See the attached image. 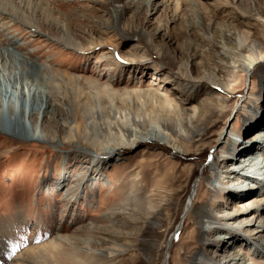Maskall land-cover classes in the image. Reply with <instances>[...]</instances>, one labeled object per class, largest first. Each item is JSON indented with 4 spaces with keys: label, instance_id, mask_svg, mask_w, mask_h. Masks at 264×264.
I'll list each match as a JSON object with an SVG mask.
<instances>
[{
    "label": "rangeland",
    "instance_id": "rangeland-1",
    "mask_svg": "<svg viewBox=\"0 0 264 264\" xmlns=\"http://www.w3.org/2000/svg\"><path fill=\"white\" fill-rule=\"evenodd\" d=\"M25 3L26 7L41 9L37 19H41L43 32L33 30L30 36V29L23 32L14 25L6 30L5 22L12 21L0 20V36L5 33L18 37L24 48L20 52L29 53L47 68L49 79L61 90L55 117L68 127L55 126L56 132L50 122L43 128L49 136L47 141L64 147L43 141H16L0 134V264H18L19 255L27 248L56 238L68 243L57 256L69 260L68 264H147L146 256L156 238L160 242L168 238L171 243L168 264H219L222 253L207 248V240H199L200 229L195 224L198 213L193 212L183 223L180 206L199 181L195 207L235 217L237 208L232 200L219 196L229 190V183L220 186L216 182L212 188L206 184L210 185L221 172L232 177L236 171L228 168V158H233L228 154L232 149L236 151L235 145L256 143L264 134V128L246 134L259 122L262 111L257 86L261 89L264 80V13H260L264 0H121L124 11L118 20L109 0ZM46 19L55 20L60 28L44 31ZM66 39L71 45L61 43ZM191 45L210 60L203 64V59H191ZM184 65L189 67L188 75ZM210 72L216 79H207ZM68 78L79 83L74 85ZM91 80L99 86L90 84ZM220 82L226 84V90L220 88ZM103 84L109 85L115 95L112 101L98 90ZM136 91L145 93L144 105L136 99ZM126 93L134 96L130 104L122 99ZM155 95L161 103L165 99L177 102L185 109V117H198V112L204 115L207 127L214 125L211 133L217 134L213 139L216 142L194 139L197 142L189 156L177 155L157 143L145 152L144 146H138L108 156L114 160L102 166L99 176L89 171L82 174L90 154L85 146L74 151L70 147L73 142L88 144L95 152L92 142L111 139L118 131L105 125L114 122L111 117L137 120L162 114ZM98 104L103 112L96 111ZM111 108H118L120 114L111 113ZM204 127L201 133L206 132ZM194 167L197 175L185 187V169ZM139 175L146 181L141 182ZM171 177L180 178L184 186L179 183L178 196L172 201L167 194L171 186L162 184L165 193L153 198L161 209L160 226L155 229V217L138 212L141 198L135 197L132 184L144 185L150 192L158 181ZM62 179L66 183L58 186ZM259 195L257 191L251 197ZM172 202L174 208L170 207ZM221 202L224 207L215 208ZM131 211L136 215L130 220ZM250 212L244 215L248 220L241 225L243 228L236 226L234 230L253 232L248 222L254 221L250 217L255 210ZM174 227L178 232L172 237ZM116 231L121 235L114 238L116 241L103 240L107 233ZM259 236L254 245H263L264 233ZM89 238L100 244L95 249L121 251L115 252L112 259L82 257L74 246H88L82 243ZM242 252L246 264H264L263 256L253 254L250 247ZM199 254L204 256L193 262V256ZM163 257L160 253L156 263L161 264ZM50 258L46 260L50 262Z\"/></svg>",
    "mask_w": 264,
    "mask_h": 264
},
{
    "label": "bare ground",
    "instance_id": "bare-ground-1",
    "mask_svg": "<svg viewBox=\"0 0 264 264\" xmlns=\"http://www.w3.org/2000/svg\"><path fill=\"white\" fill-rule=\"evenodd\" d=\"M25 1L26 0H20V2L17 4L15 0H0V20L12 21L8 23L5 22V27H7L5 28L6 30H8L10 26L14 25L19 26L21 29H24L23 32H26L27 29H30V32H27L30 36L32 35L31 32L33 30L38 33H42L43 25H41V19H37L38 17H40L39 14L41 9L36 7L29 8L30 6L26 7ZM109 1L112 4V11L114 13L115 19L118 20L122 18L124 8L120 4L121 0ZM36 12H38L37 15L35 14ZM261 12L264 13V8L260 11V13ZM34 14L36 16L33 17ZM259 16L262 17L261 14ZM43 22H45L44 31L50 32L54 28H60V26H58V24L55 23V20L53 19H46ZM66 40L68 41L62 40L61 43L63 45H71L70 40ZM0 45L5 46L0 47V134H6L11 139L16 141H43L52 143L54 145H57V147H60L63 144H56V142L47 141V137L49 136H47L43 131V128H46L47 123L49 124L50 122L54 124V127L51 126L52 130L54 129L56 132L58 130L55 126H58L59 128L62 127V129L63 127L64 129L65 127H68L65 123L60 122L61 119L56 118V114L54 113L56 107L58 108L60 106L58 102H60L61 99V90L58 87V84H53L51 82L48 74L46 73L47 68L45 69L43 65L39 64L36 58L31 56L29 53L20 52L23 51L24 48L19 44L18 37L11 36L9 34L6 35L4 33L0 36ZM189 49H191L189 54V57L191 59H203V64H206V62L210 60V57H207V59L203 58L197 47L191 45ZM184 66L185 71L188 75L189 67L188 65ZM207 75V79H216L214 72H210ZM68 79H70V82L72 81L74 85L79 83L75 78ZM80 83L83 84L82 82ZM89 83L99 86L97 81L91 80L89 81ZM218 85L221 89L226 90V84H221L220 82ZM257 87L261 92V95H259L261 105L260 109L262 108V111L259 113L261 115V118L259 122L253 126V128H251L250 130H246V134L264 128V80L261 84V89L260 85ZM100 88H98V90L102 92L104 91L109 100L114 99L115 95L108 89L109 85L107 86L106 84H103ZM96 94L98 96L99 92L97 91ZM126 94L127 96L122 99L124 100V102L130 104L131 100L134 99V96L132 97L128 93ZM135 94L136 99L140 100L139 104L144 105L146 103L145 93L136 91ZM80 98L81 97H79L78 99ZM122 99L120 98V100ZM157 99L158 98L155 95L156 106L160 107L162 114H158L156 116H153L152 118L150 117L137 120H128L124 117V119L119 120L116 117H111L110 119H115L113 120L114 122H109V124L107 123L105 125H107L108 128H111V126H113L117 128L118 131L115 130L117 132L114 134V136H112L111 139H107L101 142H92L93 145L91 146L97 149L95 152L94 149L90 148V145L88 144L78 143V141H71L74 144H70V147L73 148L74 151H78L85 146L88 153L90 154V157L86 158V166L83 169L82 174L89 171L88 173H94V175L97 174V176H99L98 174L100 173V170H102V166L106 164L108 165L111 163V161L114 160L107 159L108 156L124 150L131 151V149H135L138 146H144V149H142V151L145 152L148 146L150 147L151 144L157 143L160 147L166 148L170 150V152H173L177 155L189 156L191 148H195V142H202L205 139H212L213 142H216V140L213 139L215 138V136H217V134L215 135L211 133L214 125L207 127V120L205 119V116L200 112H198V117H185V109H183L174 100L165 99L163 101L164 103H161ZM78 105L79 103L75 104L76 109H78ZM101 109V105L99 106L98 104L96 111L103 112ZM117 110L118 108H111V113L116 114L117 116L120 114V112ZM204 125V129L206 132L201 133L202 126ZM69 130L70 132H73L72 127H69ZM258 138H261V140H258V142L256 143H241L235 145L234 150L236 151L233 152L232 149V151L228 154L229 156L232 155L233 157L228 158L229 166H231L228 168H232V170L236 171V173H234L232 177H228L226 172H221V174H218L210 185L206 184V186L212 188V186L216 182L220 183V186L229 183V190L227 189L224 195L220 193L219 196H221L224 200H232L233 207L237 208V210H235V217H233V219L229 218V214L227 212L224 213V211H222V214L220 211V215H217L209 212V209L198 210L195 207L198 195L200 193L199 181H196L194 183V186L192 187V193L189 195L187 201L183 204V206L179 205L181 207L180 216L182 217L181 220L183 223L188 222V219L193 212L198 213L195 224L199 226L200 229L199 240L204 242L207 240V248H210L212 250L217 249V252L219 251L222 253V255L220 254L222 258L219 259V264H246V257L242 252V249L244 250L247 247L253 249V254L262 255L264 258V252L262 251L264 243L263 245H254V243L260 238L259 234L264 233V219H262L263 215L261 214L262 212L264 214V207H262V204L264 203V190L261 189V186L264 185V134H261ZM194 139H197V141H194ZM256 150L258 153L254 152ZM246 152L251 153L244 156ZM233 153L235 155H233ZM185 172L187 177V181L185 182L186 187L189 181H193V177L197 172L196 167H194L193 169L187 168L185 169ZM139 179H142L143 182L146 181L142 176H140ZM158 182L159 183L157 184V187H155L150 192H147V187H145L144 185L138 186L137 183V185L134 184L135 182L132 184V190L135 192V197L139 199L141 198V201L138 204V212H141L144 215L155 217V222L153 223L155 229L160 226L159 211H161V209H159V205L156 204L153 198L165 193L162 190V184L168 183V185L171 186V189L169 192H167V194L172 198L173 201L178 196L177 193L179 187H181V185L183 184L180 178L176 177H171L168 180H161ZM65 183L66 180L62 179L58 183V186ZM179 183L181 184L180 186ZM71 184L69 185L71 186ZM257 191L260 192V195L254 196L252 198L251 195L253 193L256 194ZM171 206L173 207V202L170 204V207ZM179 206H177V208ZM221 207H224L222 202L219 203V205H217L215 208L220 209ZM258 208H261V210H258ZM226 209L228 208L226 207ZM250 210H255V212L250 217V219L254 221L248 222V224H251V226L254 227L253 232L246 233V230L243 229L239 232L236 231L237 229L234 230L233 227H240L244 222L248 220V218H245L244 215L250 212ZM135 215L136 212H129L130 220L134 219ZM113 217H111L110 219L113 220ZM177 232V228L174 227L170 233V236L174 237ZM212 234L214 235V237L210 238ZM120 236L121 235H119L117 231L110 232L107 233V236H103V240L116 241L117 239L114 240V238H120ZM56 240L60 239L56 238ZM56 240H49L40 246L27 248L25 251H23V253L19 255L18 264H51L53 261V263L55 264H68L69 260L64 261V259L62 260L63 257H57L58 255L61 256V251L68 243L66 242V240L61 239L58 242ZM87 243L89 244L88 246L81 247L79 245H76L74 247L76 248V250H78V253H80L82 257H89L90 259H112L114 258L115 252L121 251L118 249L113 250V248L104 250L95 249V247L100 246V244L97 243L94 238L85 240L82 245H85ZM170 244L171 243L169 242L168 238L165 241L161 242L158 240V238L153 240L152 245L149 248V252L146 256L147 264H157L156 258L160 255V253L164 256L161 264H168L170 260ZM229 246L234 247L229 248ZM239 246H241L242 248H238ZM202 256L204 255L202 254ZM201 257L200 254L199 256H193V262H198ZM48 258L52 260L49 262V260H46ZM66 261L67 263H65ZM73 264L78 263L73 262Z\"/></svg>",
    "mask_w": 264,
    "mask_h": 264
}]
</instances>
